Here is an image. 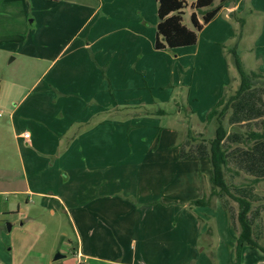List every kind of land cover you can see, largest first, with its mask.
Returning a JSON list of instances; mask_svg holds the SVG:
<instances>
[{"label":"rangeland","instance_id":"rangeland-1","mask_svg":"<svg viewBox=\"0 0 264 264\" xmlns=\"http://www.w3.org/2000/svg\"><path fill=\"white\" fill-rule=\"evenodd\" d=\"M67 1L73 4L93 3L95 8L98 6L96 0ZM232 2H235V11L228 9ZM63 3L65 0H0V256L11 262L19 261L22 255L27 254L46 253L54 259L57 254L65 253L67 257L57 261L69 263L75 259L70 251L79 245L78 230L72 228L64 215L50 216L47 211L41 210L36 221L30 223L27 220L25 225H21L24 219H31L29 217L32 216L37 218L38 212L31 210L33 205H25L24 199L28 196L14 195L16 190H34V183L47 174L37 178V175L32 174L36 171L34 168L28 166L24 172L21 167L19 158L28 156L24 142L17 139L16 135L23 126L30 128L27 125L29 120L22 119L26 116L23 114L25 109L34 104L37 106L34 115L38 119L35 120L36 124L43 123V118L48 116L52 117L50 119L55 124H67L76 115L75 111H80L79 108L64 110V103L75 99L72 97L74 91L63 93L48 85L52 73L40 76L43 63H36L23 54L26 52L23 50L35 48L33 44L39 39L57 36L62 26L74 27L78 23L81 15L76 13L77 9L73 6L64 7ZM108 13L111 15L109 21L102 15L103 10L97 8L79 32L78 40L89 37L101 44L120 39L123 36L121 21L112 17V11ZM147 16L157 21L156 6L149 7ZM242 22L243 27L240 25ZM184 23H187V17ZM197 41L195 46L162 52L152 49L146 59L137 57L135 64L146 63V66L139 70L135 76L136 83L129 90L118 91L108 86L106 91L85 93L98 96L103 102L104 98L111 99L113 94L120 101L119 107H116L119 122L112 125L118 135L112 138L108 136V140L104 141L105 150L110 149L113 153L106 157V162H111L118 154L122 164L139 165L144 162L152 169L166 166L168 170H173L171 174H178L179 183L183 182L178 202L170 197V186L162 195L166 202L162 205L173 221H168L165 227L158 229L157 223L161 221H151L152 237L147 251L139 253L132 248L133 251L128 253V260L133 264H233L235 261L237 235L230 228L227 213L222 209L219 199L210 196L211 163L209 160H179L174 139L180 131L204 127L215 98L218 100L223 96V89H236L234 82L238 81V74L233 65L231 49L235 48L246 73L264 74V0H230L218 17L198 34ZM25 42L28 43L25 45ZM83 53L96 55L97 46ZM37 80L38 83H35ZM253 83L256 86L264 84V77L255 79ZM49 88L57 91H47ZM235 93L230 92L225 101ZM82 98L85 97H76V100ZM85 106L88 112L90 106ZM62 108L63 113L60 115ZM34 111L31 108L27 115H32ZM228 112L229 108H226L225 117L220 123L225 132L242 131L227 124ZM44 125L41 124L40 129ZM214 127L216 130L217 121L210 124V129ZM29 130L34 134L32 126ZM185 136L190 137L193 143L209 142L215 133ZM240 146L248 147L246 144ZM34 149L38 155L40 150L38 147ZM225 181L229 187L227 175ZM235 181L243 182L239 178ZM40 182L37 185L47 191L50 182ZM258 192L264 194V189ZM28 195L36 204L41 201V198ZM203 198L209 200L207 206L191 205L192 201ZM228 201L237 211V203L230 198ZM18 207L19 210L24 209L25 213L19 212ZM117 220L118 225L125 222L123 219ZM259 224L263 227L259 244L264 247V212ZM236 225L238 232L237 221ZM169 228L171 230H167ZM38 230L41 232L36 237ZM27 247L29 252L25 253ZM134 256L135 261L131 258ZM241 264L263 263L257 258L256 250L246 246L242 249Z\"/></svg>","mask_w":264,"mask_h":264},{"label":"crops","instance_id":"crops-1","mask_svg":"<svg viewBox=\"0 0 264 264\" xmlns=\"http://www.w3.org/2000/svg\"><path fill=\"white\" fill-rule=\"evenodd\" d=\"M229 1L209 23L218 17ZM96 3L97 8L103 10L102 15L107 21L111 17L108 13L109 10L112 11V17L120 19V29L123 32L120 39L101 44L100 41L92 40L89 37L80 38L79 41V32L83 30L97 8L93 3L73 4L65 0L64 7L73 6L77 9H75L76 13H80L78 23H75L74 27L64 25L60 28V33L57 36L48 37L45 40L39 39L38 42L32 43L39 50L37 48L23 50L28 55L23 54L29 59L36 63H43L40 76L48 72L52 73L48 85L63 93L74 91L72 97L75 99L69 96L74 100L66 101L63 108L64 110L65 108H79V113L75 111L76 115L72 119L70 118L67 124L56 122V125L50 116H48L49 118L44 117L43 123L36 124L37 117L34 115L37 112V106L34 104L25 109L23 114L26 116L22 118L29 120L27 125L34 128V134L30 132V128L27 129L23 126L22 131L16 135L17 139L24 142V150L28 156V158L24 156L19 158L23 171L26 172L24 168L27 169L28 166L31 169L34 168L36 171L32 174L37 175V178L47 173L45 177H41L40 181L50 182L47 191L37 185L38 182L41 183L38 181L34 183L36 186L34 190L26 188L14 192L15 196H28L24 199L25 205H33L31 210L38 212L37 218L32 216L29 217L31 219H24L21 225H25L27 220L30 223L36 221L42 213H40L41 210L47 211L50 216L57 214L66 216L72 228L78 230L79 245L70 251L71 256L75 259L69 263H63L62 260L51 259L48 254L42 253L22 255V259L14 262L0 256V264H133L128 260V253L133 249H137L136 251L139 253L147 251L149 239L152 237L151 221L153 219L161 221L157 223V229L165 227V223L168 221H173L171 215L168 217L166 207L162 205L163 202L166 203L162 195L170 186V197L178 202V197L183 191V182H178V174H171L173 170H168L166 166H157L152 169L144 162L139 165L122 164L118 154L112 158L111 162H106L108 161L106 157L113 153L110 149L105 150L104 141L108 140V136L112 138L113 135H118L117 129L112 125L119 122L116 114L119 111L116 107H119L120 101L113 94L111 99L104 98V102L100 101L98 96L85 94L88 91H106L108 86L119 89L118 91L120 89L129 90L131 85H135V76L139 70L146 66V63L136 65L137 57L146 59L152 49L156 52L163 51L156 50L154 47L158 19L155 21L152 17L147 16L150 6H156L157 16L156 0H96ZM21 4L27 3L21 2ZM55 4L57 3L55 2ZM217 4L218 0H214V5ZM228 7H230L229 11H235V2L229 4ZM240 25L243 27V22ZM28 42L31 43V41ZM28 42L24 44L26 45ZM94 45L97 46L96 55L82 54L83 51L89 50ZM227 51L229 52V50ZM249 73L261 75L260 78L264 77V74L258 72ZM238 81L234 82L235 90L232 87L227 90L223 89V96L218 100L215 98L214 106L221 98H228L227 95L230 92H237L240 85L239 76ZM35 83H38V80ZM256 87H264V84L256 86L253 83L252 88ZM56 89L49 88L47 91H57ZM76 97L85 98L77 101ZM85 104L90 106L88 112L85 111L87 109ZM31 108L35 109L34 113L27 115ZM63 108L60 110V115L63 113ZM104 111L107 112L104 113ZM229 115L230 109L226 122ZM262 120L264 118L253 121L250 130L264 137ZM215 122V119L207 120L206 125L202 128L177 133L174 141L178 148V158L180 147L184 148V152H188L189 148H194L198 143L208 145L209 142L206 141L193 143L192 139L185 135L215 133V127L210 129V124ZM41 124H46L48 127L44 125V128L40 129ZM228 125L240 128L242 131H230L226 135L233 132H245L244 128L239 125ZM25 134L29 135L28 139L23 138ZM178 142L180 143L178 144ZM226 144L227 150L237 147L246 150L251 145V143ZM243 144L248 147L240 146ZM34 147H38L40 150L38 155H36ZM179 160L181 159L179 158ZM226 167L225 175L229 178V187H251L253 193L258 196L259 200L251 204V210L264 206V194L258 192L264 189V178L256 180L255 176L245 172L241 166L233 162H228ZM237 178L243 182L236 183ZM53 181L54 183H51ZM26 185L29 186V184ZM1 193L2 191H0V196ZM28 194L41 198V201L39 200L36 204ZM220 204L225 211L221 201ZM229 206L236 215L238 209L236 211L230 204ZM17 209L19 212L25 213L24 209L19 210V207ZM227 216L230 228L238 236L236 221L232 223L228 213ZM260 217L256 222V227L261 232V240L263 227L259 224ZM118 218L125 222L118 225ZM40 232L41 230H38L36 237L40 235ZM253 249L257 252V258L264 264V253L256 248ZM25 251V253L29 252L28 247ZM63 255L59 259L67 257L65 253ZM119 256L121 258H118ZM131 258L136 260L135 256Z\"/></svg>","mask_w":264,"mask_h":264},{"label":"trees","instance_id":"trees-1","mask_svg":"<svg viewBox=\"0 0 264 264\" xmlns=\"http://www.w3.org/2000/svg\"><path fill=\"white\" fill-rule=\"evenodd\" d=\"M228 0H156L157 19L154 47L156 50L176 49L193 46L197 42V34L208 24ZM187 17V23L185 18ZM233 65L239 76L240 85L236 94L226 102L221 98L207 114V120L215 119L218 127L215 137L208 145L198 143L194 148L184 152L180 147L181 160H209L211 163V183L213 192L223 208L229 214L232 223L238 222L239 230L235 246V261L241 264L242 249L246 246L256 248L264 253L259 245L260 230L256 227L264 206L251 210V204L259 200L251 187H228L225 181V170L228 162L241 166L245 172L255 176V179L264 178V137L250 130L251 123L264 118V87H253L255 79L261 75L246 73L242 62L235 50L231 49ZM263 78V77H262ZM226 108L230 109L227 122L230 125H239L245 132H233L226 135L220 125L225 117ZM255 124V123H254ZM264 128V120L262 125ZM251 143L249 149L234 148L227 150L225 144ZM237 202L236 215L229 206L228 199ZM206 198L194 200L191 205L207 206ZM256 227V228H255Z\"/></svg>","mask_w":264,"mask_h":264},{"label":"water","instance_id":"water-1","mask_svg":"<svg viewBox=\"0 0 264 264\" xmlns=\"http://www.w3.org/2000/svg\"><path fill=\"white\" fill-rule=\"evenodd\" d=\"M61 257H63V256L57 254V255L55 256L54 260H57V259H59V258H61Z\"/></svg>","mask_w":264,"mask_h":264},{"label":"built area","instance_id":"built-area-1","mask_svg":"<svg viewBox=\"0 0 264 264\" xmlns=\"http://www.w3.org/2000/svg\"><path fill=\"white\" fill-rule=\"evenodd\" d=\"M0 116H1V114H0ZM23 138L28 139V138H29V135H28V134H25V135L23 136Z\"/></svg>","mask_w":264,"mask_h":264}]
</instances>
